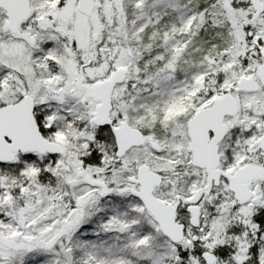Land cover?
<instances>
[{
  "label": "snow or ice",
  "instance_id": "1",
  "mask_svg": "<svg viewBox=\"0 0 264 264\" xmlns=\"http://www.w3.org/2000/svg\"><path fill=\"white\" fill-rule=\"evenodd\" d=\"M0 264H264V0H0Z\"/></svg>",
  "mask_w": 264,
  "mask_h": 264
}]
</instances>
